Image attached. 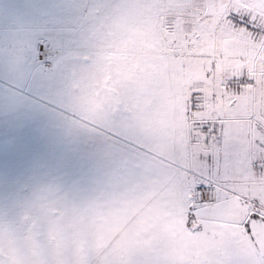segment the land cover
Here are the masks:
<instances>
[{
    "label": "rangeland",
    "instance_id": "374dc122",
    "mask_svg": "<svg viewBox=\"0 0 264 264\" xmlns=\"http://www.w3.org/2000/svg\"><path fill=\"white\" fill-rule=\"evenodd\" d=\"M0 264H264V0H0Z\"/></svg>",
    "mask_w": 264,
    "mask_h": 264
},
{
    "label": "built area",
    "instance_id": "2783aa9c",
    "mask_svg": "<svg viewBox=\"0 0 264 264\" xmlns=\"http://www.w3.org/2000/svg\"><path fill=\"white\" fill-rule=\"evenodd\" d=\"M218 197L217 188L209 182H199L192 194V202L195 205L207 204Z\"/></svg>",
    "mask_w": 264,
    "mask_h": 264
},
{
    "label": "crops",
    "instance_id": "0c3cea01",
    "mask_svg": "<svg viewBox=\"0 0 264 264\" xmlns=\"http://www.w3.org/2000/svg\"><path fill=\"white\" fill-rule=\"evenodd\" d=\"M233 191V190H232ZM232 191L230 190V193H232ZM235 192V191H233ZM228 200L230 201L231 200V196L228 197Z\"/></svg>",
    "mask_w": 264,
    "mask_h": 264
}]
</instances>
